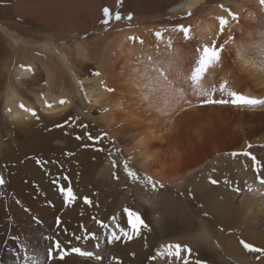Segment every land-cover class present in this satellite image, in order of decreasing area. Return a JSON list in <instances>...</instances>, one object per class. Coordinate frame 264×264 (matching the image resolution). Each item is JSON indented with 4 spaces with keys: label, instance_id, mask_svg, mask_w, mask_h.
<instances>
[{
    "label": "rangeland",
    "instance_id": "1",
    "mask_svg": "<svg viewBox=\"0 0 264 264\" xmlns=\"http://www.w3.org/2000/svg\"><path fill=\"white\" fill-rule=\"evenodd\" d=\"M55 1L58 0H45L44 2L51 3ZM133 1L135 0H132V3ZM178 1L167 3L163 10L150 11L147 6L148 3L143 10H139L137 4L132 5L129 0H125L127 10L125 11L123 8L121 11L125 15L129 11L133 13L132 26L129 27L122 22L112 25L107 31L101 24H98L96 28L88 29L82 35L83 38L89 40L90 46L86 51L81 50L79 43L75 41L61 42L56 48H50L46 43H36L31 46L16 43L15 47L17 51L20 49L26 52H38L43 55L48 52L49 56L54 55L58 59H54L53 64L59 73H64L66 77L70 76L73 79V91L70 93H66L64 83L60 82H51L49 88V93L52 92V94L58 95L60 91H64L65 97L72 100V105L67 110V114L62 112L55 117L41 115L42 118L50 122L58 119L62 120L65 115H67L66 117L73 114L79 116L81 123L90 126V130L88 128L81 129L82 133L90 132L96 136L102 131L107 132L111 138L117 141V147L123 150L124 157L131 159L133 168L142 173L146 171L134 161L129 153L132 149H138V147H135V143L140 138H144L146 143L144 147L154 151V154L159 158L158 163L152 167V172L146 173L165 183L167 189L164 196L170 202L176 204L182 202L183 207L188 209L190 213L192 223L180 219H169L166 223L157 224L155 218L159 215L158 210L149 206L146 197H141L138 187L129 185L128 190H125L123 175L121 183L111 181L109 179V161L104 153L100 154L97 180L101 182L100 186L106 196L109 197L111 193H115L117 196L115 206L120 207V209L122 203L130 199L131 203L128 202L127 206L125 204L124 208L138 211L146 222H150L153 227L151 233L144 232L140 238L127 244L111 245L107 243V238L101 236L102 247L108 249L107 256L110 257L114 254L118 259L123 260L124 264H159V261L154 262L151 256L155 254L160 245L186 243L193 248V260L208 258L211 264H254L252 256L245 252L238 243V239L244 238L246 241L264 245V216L256 215L259 207L255 204L260 200L252 199L253 196L261 197L264 195L244 193L242 196H237L223 184L219 187L210 185L207 183L206 178L209 170L216 167L217 173L214 174V178L223 180L227 176L233 182L238 181L242 188L245 180L249 183L253 182L251 170L244 171L239 162L243 158L232 161L231 158L225 157L223 154L230 151L245 150L246 145L251 143L254 146L251 151L258 158L264 157V149L259 147V145H264V108L251 110L232 107H197L178 114L173 113L170 116L172 118L171 124L167 125L163 121L168 116L161 115L142 101L144 87L141 71L148 63V56H152L158 62L167 61L171 58L169 55L171 50H166L163 45L157 49V42L152 35L153 31L161 27L183 23L186 26L191 25L196 37H204L207 34L196 32L198 22H201L202 19H209L212 21L211 25H213L212 30L214 31L217 27V21L214 17L225 15V13L219 9L222 13L214 11L213 7L220 8L219 5L222 4L233 12L239 13L243 27H237L233 30L236 37V46H229L225 53L223 67L213 74L209 79V84L218 85L223 80H228L229 86L236 91L246 95L264 97V72H261L263 76L261 80L249 77L237 64V57L242 54L246 60L251 61V64H255L259 70L261 65L254 60L251 52L238 53L236 50L242 44L252 47L264 41V15L261 14L256 0H206L200 10L193 12L190 18L181 19L186 14L172 12V7ZM41 2L43 1H35L31 6H37ZM156 4L159 7L160 3L156 2ZM241 4H243L242 11L239 12ZM104 7L116 11L117 0H110V3L105 4ZM1 21H3L2 18H0ZM8 22L12 23L11 21ZM11 29H19L23 34L34 37L36 41H38L37 37L42 34L41 31L36 32L18 22L13 23ZM4 33L14 36V33L8 28L0 26V34L3 37H5ZM129 36H136L138 40L143 39L145 43L143 45L138 41L133 43L128 39ZM167 36L168 34L165 35V39H167ZM173 40L176 59L182 70L187 72L196 57L193 44L183 41L182 34L178 33L173 34ZM66 54H69L68 59ZM21 64H25L21 57L9 60L4 70L5 74H3L5 82L0 90V163L4 150L2 145L3 125L5 124V127H8L15 121L6 111L10 107V102L3 100V97L9 90L10 79L13 78L16 67ZM93 72H100L101 76L96 77L92 75ZM85 76L98 78L105 89H114L112 92L106 91L107 100L102 106L94 107L83 97L79 85L81 78ZM234 80H239V83L231 85L230 82ZM45 82V75H39L36 84H40L42 89H38V94L45 93V89L48 88V86H45ZM136 85H139L143 90L137 91L135 89ZM118 103H121V109L119 110L113 106ZM123 107L128 111L137 112L139 117L144 118L146 122L142 126L132 124L127 113L122 111ZM71 129L64 128L63 133H71ZM81 130L80 135H82ZM45 141L48 140L44 139L41 142ZM50 141H53L52 143L49 142V146L52 145L51 147L56 148L65 145L64 140L61 138ZM102 143L105 147L109 146L107 140ZM43 163L44 160L40 155H30L22 152L16 157V175L5 177L6 184L3 188H0V264H17L14 243L16 245L20 241L30 242L33 245L42 243L41 226H37L33 222V217H39L43 221L42 229L44 232L54 233V222L57 216L63 221L64 219L68 220L69 217L66 216V213L73 212V209L82 212L84 209V207H79L80 204L78 205V203H75L72 207L63 204L62 197L59 195L53 180H59L65 186L68 185L69 181H64L63 178V181L58 179L60 175L54 172L57 170L54 167L45 170L46 177L33 178L28 174L31 171L29 168L32 166H34L32 171L43 169ZM2 171L4 169L0 166V175L3 176L4 172ZM43 172L37 171L41 174ZM59 174L63 175L61 172ZM73 189L77 194L74 187ZM188 190L195 194V200L187 195ZM180 193H184V195H180ZM16 201H19V203H16ZM49 202L54 204V207L49 206ZM200 203L205 206L203 210L197 208ZM255 205L257 206L255 208L257 212L253 208L256 207ZM249 209H251L250 212H248ZM205 210L212 217L211 222L201 218L200 213ZM83 212L85 211L83 210ZM100 213L99 211L93 216L104 220L110 228L118 231V224L119 227L130 230L127 225V215L123 218L118 215H111L105 219L103 218L104 215ZM112 217L116 219L113 220ZM72 221L75 226L68 229L70 232L79 234L78 225L83 223L89 231H97L100 234V229L91 218H78ZM193 225L197 229L200 225H206L210 239L203 244L198 243L192 235ZM221 227L224 228L223 232L220 231ZM17 236L19 240L14 242L13 238ZM63 237L66 236L61 234L60 238L63 239ZM228 244L237 245L238 250L229 253L226 250ZM197 251L200 252L199 257L196 255ZM132 252L136 253L134 261L131 256ZM79 263L78 259L77 264Z\"/></svg>",
    "mask_w": 264,
    "mask_h": 264
},
{
    "label": "snow or ice",
    "instance_id": "2",
    "mask_svg": "<svg viewBox=\"0 0 264 264\" xmlns=\"http://www.w3.org/2000/svg\"><path fill=\"white\" fill-rule=\"evenodd\" d=\"M10 0H0V5H9ZM257 5L262 15H264V0H257ZM125 6V0H117V10L113 11L109 7L102 9V19L99 23L107 31L112 25L126 23L129 27L132 26L134 15L131 11L123 14L121 9ZM193 4L189 7L186 16L181 19L190 18L193 15L191 10ZM225 15L214 17L217 21V27L214 31L204 37H196L191 25L178 23L170 27H161L152 32V35L157 42L156 47L159 49L161 45L169 52L170 59L167 61L158 62L152 56L147 57L148 63L141 71V79L143 81L144 94H142V101L146 102L150 108L156 110L163 116H172L173 113L189 111L193 108L203 107H232L236 109H251L256 110L264 108V97H256L246 95L242 92L236 91L229 86L228 80H223L221 83L209 84V79L225 62V53L229 46H236V37L233 30L237 27H243L241 16L237 12H233L230 8L219 5ZM182 34V40L193 44L196 57L190 69L184 72L176 59L174 52L173 34ZM168 34L167 39L165 35ZM223 38V39H222ZM128 39L133 43L137 41L143 45V39L136 36H129ZM238 53L251 52L254 60L261 65L260 71L264 72V41L249 47L242 44L236 49ZM242 59L244 57L242 56ZM251 61H245V66H249ZM22 71L35 75L36 69L32 66L20 65ZM92 75L99 77L100 72H93ZM17 79H20L17 77ZM46 86V82H45ZM80 90L83 97L90 104L88 93L84 89L81 81ZM108 92L114 91L112 88L105 89ZM194 98V99H193ZM39 100L42 102V109L53 110L57 106L65 108L72 105V100L67 97H60L54 102L50 101L47 94L39 93ZM17 107L21 112L27 114L24 119L28 117L36 121L41 120L38 109L27 106L23 101L19 102ZM9 115L12 114V108L6 109ZM14 120L18 117L13 116ZM80 117L75 114L69 115L63 122H58L54 125L56 129L75 128L87 129L89 127L86 123H79ZM51 131V129H49ZM65 135H68L65 132ZM87 140L90 143H83L81 147L84 149H91L93 152L104 153L109 161L110 176L109 179L116 183H121L122 175L124 180V188L128 190L129 185L138 187L142 198L146 197V202L150 207L156 208L159 215L156 216V223L163 224L169 219L185 220L191 222L190 213L188 209L183 207V203L176 204L170 202L165 196L164 192L167 185L159 179H155L152 175L146 172H138L132 166L130 158H125L123 150L117 147V141L109 136L107 132H101L94 136L90 132H85L83 135H76L75 140ZM107 140L108 147L103 145V141ZM253 144L248 143L246 149L242 151L225 152V157L236 161L237 158H243L239 162L243 166L244 171L249 169L253 173V182L244 181L243 188L239 182H233L227 176L223 180L214 178L217 173V168L213 167L209 170L207 175V183L212 186L219 187L221 184L225 186L230 192L237 196H242L244 193L261 194L264 195V157L258 156L251 151ZM264 149V145H259ZM69 156L74 153H68ZM63 179L67 180L65 176ZM57 187L59 195L62 197L63 204L72 207L75 205L79 197L71 186L70 182L67 186L61 184L59 180H53ZM6 184L4 176L0 175V188ZM184 195V193H180ZM187 195L195 200L196 196L188 190ZM19 203V201H16ZM83 204L88 207H93L94 202L91 198L83 197ZM49 206L54 207V204L49 202ZM98 206V205H97ZM204 204L197 205L198 209L203 210ZM124 212L127 215V225L130 230L119 227L118 231L110 228L104 220L92 216L91 219L100 229V234L97 231H89L83 224H79V234L77 232H70L67 227H62L63 220L57 216L54 222V233L44 232L42 229L43 221L39 217H33V222L37 226H41V244L33 245L30 242L20 241L18 245L14 243L16 248L15 260L17 264H71L70 258H78L80 264H124L123 260L118 259L114 254L107 256L108 249L103 248L101 244V236L107 238V243L116 245L118 243L127 244L130 241L141 237L142 233H151L153 227L150 222H146L145 218L136 210L125 208ZM83 215V213H81ZM201 218L212 221L208 211H201ZM115 220V217H112ZM193 238L198 243L207 242L210 237L206 225H200L198 229L193 225ZM220 231H224L221 227ZM61 234L68 237V239H61ZM14 242L19 240V237H14ZM75 241L76 243H73ZM238 243L242 246L247 254L252 256L254 264H264V245H258L253 242L246 241L244 238H239ZM91 244V247H89ZM219 247V245H217ZM196 255L199 257L200 252ZM133 261L136 258V253L132 252ZM193 248L186 243H167L158 247L151 259L159 261V264H211L208 258L192 259Z\"/></svg>",
    "mask_w": 264,
    "mask_h": 264
},
{
    "label": "bare ground",
    "instance_id": "3",
    "mask_svg": "<svg viewBox=\"0 0 264 264\" xmlns=\"http://www.w3.org/2000/svg\"><path fill=\"white\" fill-rule=\"evenodd\" d=\"M35 1L38 0H10L9 5H0V18L3 19V21L0 22V26L8 28L15 36L14 37L9 33H4L5 37H3L0 34V74H2L0 76V90L5 82V76L3 77V74H5L4 70L6 69L9 60L21 57L25 62V66L30 65L36 69L35 75H32L22 71L20 66L16 67L14 76L10 79L9 90L3 97V100L10 102V107L12 108L11 117H18L10 126L5 127L4 124L2 128V145L4 150L0 166L4 169V171H2L4 172L3 176L9 177L10 175H16V157L22 152L30 155H40L44 160L42 165L43 169L40 168L32 171V168L34 167L32 166L29 168L31 171H29L28 174L33 176V178L46 177L45 170L54 167V169H57L54 172L60 175V178L58 179L63 181L62 178L64 176L68 178L67 180L70 182L71 186L75 188L77 196L79 197L76 203H78V205L80 204L79 207H84L83 210L85 212H83V210L81 212L80 210L73 209V212L66 213V216H68L69 219H64L63 227L70 229L75 226L72 220H77L78 218L89 219L94 214L99 213V211L101 212V215H104L103 218L105 219L111 215H118L123 218L126 216L124 206L125 204L127 206L128 202L131 200L127 199L124 201L120 209V207L115 206L117 203V196L115 193H111L109 197L106 196L100 186L101 182L97 180V169L100 162L99 155L102 153L82 148L81 144L89 143L87 140H75V136L80 135L81 128H72L71 133L65 135V133H63L64 128L56 129L54 128V125L67 119V115H65L62 120L58 119L50 122L41 117V120L38 122L31 117L24 119L27 114L21 112L17 107L18 103L23 101L27 106L37 108L40 116L48 115L55 117L62 112H66L67 114V110L70 106H66L65 108L57 106L51 111L42 109V102L39 100V94L37 93L38 89L42 88L40 84H36V80L39 75H45V81L47 82L46 86H48V88L45 89V93L47 94L48 99L54 102L60 97H65V92L60 91L58 95H54L52 92L49 93L51 82L64 83L63 86L66 89V93H70L73 91V79L70 76L66 77L64 73H59L58 69L53 64V60L58 59L54 55L49 56L48 52L43 55L38 52H26L20 49L17 51L15 44L19 43L31 46L36 43H46L50 48H56L61 42L66 43L75 41L79 43L81 50L86 51L90 46L88 42L89 40L88 38H83L82 35H84L88 29L96 28L98 27V24L100 25L99 21L102 19L101 10L105 4L110 3V0H58L51 3H45V0H40L43 2L37 6H31ZM129 1L132 5L137 4L139 10H143L148 3L147 6L151 11L155 9L163 10V7L167 3L177 0H135L133 3L132 0ZM156 2L160 3L159 7ZM205 3L206 0H179L172 7V12L175 14H186L189 7L193 4L196 6L192 7L191 10L192 12H197ZM242 7L243 4L239 6V12L242 11ZM124 9L125 11L127 10V5H125ZM213 9L214 11L216 10L217 12L222 13L219 11L221 10L220 8L213 7ZM8 21H11L12 23ZM17 22L21 24L23 23L36 32L41 31L42 34L37 37L38 41L28 34H23L19 29L12 30L11 27L13 26V23ZM211 22L212 21L209 19H202V21L197 24L198 27L196 28L198 30L196 32L209 34L210 30L213 31V25H211ZM96 44L98 43L96 42ZM68 57L69 54H66L67 59ZM237 59V64L246 75L257 80L263 79L261 71L255 64L245 66V61L248 60H246V58L242 59V54H239ZM17 77L20 79H17ZM81 81L83 82L84 89L88 93V99L91 100V105L94 107L102 106L107 100V92L105 87L100 84V80L96 77L85 76L81 78ZM230 83L231 85H236L239 83V80H234ZM135 89L137 91L143 90L139 85H136ZM113 106L117 110L121 109V103L114 104ZM122 111L127 113L129 116L128 119L132 124L142 126L146 122L144 118L139 117L137 112L128 111L124 107L122 108ZM171 121L172 118L168 116L164 119L163 123L168 125L171 124ZM79 123H81V121H77V124ZM49 129H51V131ZM88 130H90V126L88 127ZM82 132L83 131L81 130V133ZM83 134L84 133H82V135ZM56 138L57 140L58 138L63 139L65 145L63 144V146L56 148L51 147V144V146H49V142H53L50 140ZM44 139L48 141L41 142ZM145 144L144 138H140V140L135 143V147H138V149H132L129 154L143 170L146 172H152V167L158 163L159 158L154 154V151L145 148ZM68 153H74V155L69 156ZM37 171L44 172L41 174L37 173ZM59 172L63 173V175L59 174ZM64 181L66 180L64 179ZM65 184L67 183L65 182ZM85 196L93 200V207H88L83 204V197ZM252 199L260 200L258 203H255L259 207V211L256 215L259 216L260 214L264 216V196H253ZM253 208L255 209L257 206ZM251 209H249L248 212H250ZM256 210L257 209H255V211ZM81 213H83V215H81ZM247 216L249 217V214ZM63 239L66 240L68 237H63ZM73 243L76 242L73 241ZM89 247H91V244H89ZM236 249L238 250L237 245H234L231 248H226L229 253ZM70 260L71 264H77L78 262V258L75 257L70 258Z\"/></svg>",
    "mask_w": 264,
    "mask_h": 264
},
{
    "label": "crops",
    "instance_id": "4",
    "mask_svg": "<svg viewBox=\"0 0 264 264\" xmlns=\"http://www.w3.org/2000/svg\"><path fill=\"white\" fill-rule=\"evenodd\" d=\"M224 244H226V243H224ZM232 246H234V245H232V244H228V245H226V248H230V247H232Z\"/></svg>",
    "mask_w": 264,
    "mask_h": 264
}]
</instances>
